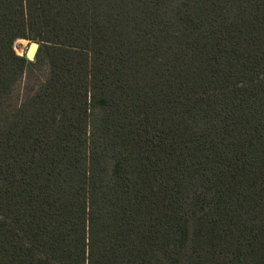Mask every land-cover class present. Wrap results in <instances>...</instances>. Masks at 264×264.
I'll return each mask as SVG.
<instances>
[{
    "label": "trees",
    "instance_id": "obj_1",
    "mask_svg": "<svg viewBox=\"0 0 264 264\" xmlns=\"http://www.w3.org/2000/svg\"><path fill=\"white\" fill-rule=\"evenodd\" d=\"M0 264H264V0H0Z\"/></svg>",
    "mask_w": 264,
    "mask_h": 264
},
{
    "label": "water",
    "instance_id": "obj_2",
    "mask_svg": "<svg viewBox=\"0 0 264 264\" xmlns=\"http://www.w3.org/2000/svg\"><path fill=\"white\" fill-rule=\"evenodd\" d=\"M39 47H40V44L37 42H31L30 43L29 49L26 53V56L28 57V59H30L32 61L35 60L36 55H37L38 50H39Z\"/></svg>",
    "mask_w": 264,
    "mask_h": 264
},
{
    "label": "rangeland",
    "instance_id": "obj_3",
    "mask_svg": "<svg viewBox=\"0 0 264 264\" xmlns=\"http://www.w3.org/2000/svg\"><path fill=\"white\" fill-rule=\"evenodd\" d=\"M30 43L27 41H19L16 44V51L18 54L20 55H24L25 53H27L28 49H29Z\"/></svg>",
    "mask_w": 264,
    "mask_h": 264
}]
</instances>
